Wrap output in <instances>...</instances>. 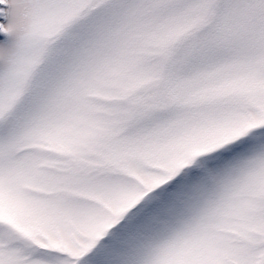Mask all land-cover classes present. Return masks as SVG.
<instances>
[{
    "label": "snow or ice",
    "instance_id": "1",
    "mask_svg": "<svg viewBox=\"0 0 264 264\" xmlns=\"http://www.w3.org/2000/svg\"><path fill=\"white\" fill-rule=\"evenodd\" d=\"M0 264H264V0H0Z\"/></svg>",
    "mask_w": 264,
    "mask_h": 264
}]
</instances>
